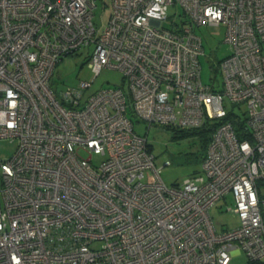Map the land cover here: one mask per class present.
I'll return each instance as SVG.
<instances>
[{
    "label": "built area",
    "instance_id": "1",
    "mask_svg": "<svg viewBox=\"0 0 264 264\" xmlns=\"http://www.w3.org/2000/svg\"><path fill=\"white\" fill-rule=\"evenodd\" d=\"M101 2L104 25L97 0H0V138L17 139L0 161V264H264V0ZM173 3L181 18L163 25ZM202 24L225 26L220 85L201 80ZM77 51L92 79L57 90V62ZM104 68L123 83L85 95ZM129 115L220 123L200 169L167 186L170 161L155 166ZM228 193L239 223L218 230L209 210Z\"/></svg>",
    "mask_w": 264,
    "mask_h": 264
},
{
    "label": "rangeland",
    "instance_id": "2",
    "mask_svg": "<svg viewBox=\"0 0 264 264\" xmlns=\"http://www.w3.org/2000/svg\"><path fill=\"white\" fill-rule=\"evenodd\" d=\"M95 23H106L109 9L102 7L101 0H97L95 9ZM181 8L177 3L169 4L167 15L169 18L163 21V25H169L170 19L179 20ZM194 31L201 37L204 49L200 56V76L204 84L220 85L222 79L218 65L219 60L229 54V44L224 41L225 26L223 24H202L194 27ZM86 53L77 51L59 60L55 66L51 79L52 86L57 90L77 86L81 80H91L93 72L86 62ZM123 83L119 71L104 68L94 79L85 95H89L97 89L113 87ZM242 109H244L242 107ZM236 112L239 110L236 109ZM130 116V115H129ZM133 130L139 135H146L151 151L155 156L154 164L160 167L164 160H169L170 165L162 166L160 178L167 185L180 184L183 179L196 173L200 169L198 157L205 153V148L200 145L196 136H175L173 131L163 126L147 127L142 121L130 116ZM17 139L11 137L0 138V161L9 158L15 151ZM86 156V155H85ZM102 156L93 154L92 164H98ZM234 203L231 193L221 198L209 210L211 219L216 228H229L239 223L238 215L232 210ZM229 264H251L242 252H235Z\"/></svg>",
    "mask_w": 264,
    "mask_h": 264
},
{
    "label": "trees",
    "instance_id": "3",
    "mask_svg": "<svg viewBox=\"0 0 264 264\" xmlns=\"http://www.w3.org/2000/svg\"><path fill=\"white\" fill-rule=\"evenodd\" d=\"M226 118L232 122V125L234 126L238 138L240 139L244 138L245 137V133L243 129L244 119L240 117V115L234 114L231 111L228 113V116ZM218 123H220V121H216L215 119H209L201 127L198 128H172V127H166V128L171 129L175 136H181V135L196 136L200 141V145L206 150L211 134L216 128ZM203 155L204 153L198 157L200 161ZM258 185L259 186L262 185V188H264V181H258Z\"/></svg>",
    "mask_w": 264,
    "mask_h": 264
}]
</instances>
